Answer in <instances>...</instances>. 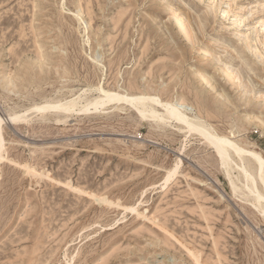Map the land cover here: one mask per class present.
I'll return each mask as SVG.
<instances>
[{"label":"rangeland","instance_id":"obj_1","mask_svg":"<svg viewBox=\"0 0 264 264\" xmlns=\"http://www.w3.org/2000/svg\"><path fill=\"white\" fill-rule=\"evenodd\" d=\"M99 86L264 159V0H0V264H264L237 156L129 103L78 111Z\"/></svg>","mask_w":264,"mask_h":264},{"label":"bare ground","instance_id":"obj_2","mask_svg":"<svg viewBox=\"0 0 264 264\" xmlns=\"http://www.w3.org/2000/svg\"><path fill=\"white\" fill-rule=\"evenodd\" d=\"M172 18H174L176 25H177V28H179V31L183 32L182 34H185L184 35V36H186L185 38H187L188 42L192 45L193 44V40L191 37L192 35H190L191 33L189 34V29L186 26L187 25L186 22H183L182 18H180V16L178 14L176 15L175 13H173ZM260 28H262V27H260ZM208 55H210V54H208ZM223 72L226 74V76H228V78H232V77H230L232 75L230 70H225ZM205 76H203L201 74V77L204 80H206L208 82V84L211 86V82L208 80L207 76L206 77ZM234 78H236V77H234ZM234 78H232V79H234ZM144 93H146V92H144ZM134 94H136V93H134ZM89 99H87L88 101L87 100L85 101L87 104H85L78 111L86 112V111L90 110L92 107L94 109H98L99 107L108 106L110 103L112 104L115 102L116 103L123 102V104L129 103V104L133 105L134 107H136L138 112L141 114V116L143 118H145L146 120L147 119L152 120L151 122H154V121H156V123L160 122L159 123L160 125H164V123H167V122H170V123L172 121L175 122L177 125L181 126L180 130L187 129V132L189 134L193 133L194 135L197 134L196 136H200L202 138V140L210 148L213 149V151L215 152V154L217 155V157L221 161L222 165L225 166L227 169L231 168V170H228L229 171L228 174H230L232 169H233L232 164L237 162V161L233 160V157L237 156L238 162L240 164L235 163L234 165L237 166V168L239 170V174L241 175L237 179L240 180L241 177H243L245 179V184L243 181V184H244L243 186L248 190L247 192L256 195L255 200L260 204L259 206H261L260 212L264 213V191L260 190L261 191L260 192L258 189L259 187L257 186V185H259V183H261V181L264 185V159H263V157L254 151H248V150L240 147L239 145H237L236 143L231 141L230 138H228L226 136H220L218 133H216V131L214 132L213 131L214 129L212 130L210 126H206L205 124H207V123L203 124L202 123L203 121L200 122L199 117L198 118H195V117L190 118L188 116V113H186L187 111H185L188 108L187 104L185 106L184 103H181L180 101H175V102H173L172 100H171V102L163 101L160 98V96H156V94L155 95H144V94H139V93L137 95L119 94V93L109 92L108 90L106 91L102 87L99 88V96L97 98H94L92 100H89ZM77 101H78L77 99H71L68 101L46 102L45 104H43L41 106L39 105L38 107H36V109H37L36 111L43 110V112H44V111H47L49 109H51V110H53V109L59 110L60 109V110H63V112H68V113L70 112V114H71L72 111L77 110V109H75L79 104ZM159 108H161L163 112H160ZM19 118H21V117H19ZM16 119H17V117H11L9 121L14 122ZM0 121L2 123V120H0ZM3 122H4V120H3ZM171 124H169V125H171ZM177 125H175V126L177 127ZM1 130L2 129H0V135H1ZM185 136H187V135H185ZM228 176H230V175H228ZM258 178L261 181L258 180ZM257 181H259V182L257 183ZM232 185H233V188L235 190L236 188L234 187V185H235L234 182H232ZM263 185H260V186H263ZM260 189H263V188H260ZM255 205H257V204L255 203Z\"/></svg>","mask_w":264,"mask_h":264}]
</instances>
